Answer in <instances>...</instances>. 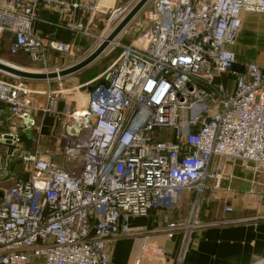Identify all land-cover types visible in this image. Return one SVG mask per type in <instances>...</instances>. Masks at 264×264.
Masks as SVG:
<instances>
[{
    "label": "built area",
    "instance_id": "built-area-1",
    "mask_svg": "<svg viewBox=\"0 0 264 264\" xmlns=\"http://www.w3.org/2000/svg\"><path fill=\"white\" fill-rule=\"evenodd\" d=\"M148 4L141 44L110 46L109 53H120L100 74L66 89L58 78L57 90L44 93V113L66 107L58 137L78 171L21 152V135L5 134L12 151L0 165V264H111L112 241L158 233L169 241L183 237L181 262L193 233L260 219L210 222L199 212L209 181L217 188L226 162H252L264 171V68L251 63L238 72L232 49L244 13L264 14V0ZM41 9L60 14L57 27L85 37L93 36L100 10L97 0H0V40L11 35L10 53L35 64L71 49L38 34ZM128 13V6L111 11L107 26ZM31 93L22 82L0 78V102L24 125ZM76 119L90 126L69 138L65 128ZM13 159L27 179L3 177ZM183 192L196 196L187 218L148 232L130 226L132 218L173 207Z\"/></svg>",
    "mask_w": 264,
    "mask_h": 264
},
{
    "label": "crops",
    "instance_id": "crops-1",
    "mask_svg": "<svg viewBox=\"0 0 264 264\" xmlns=\"http://www.w3.org/2000/svg\"><path fill=\"white\" fill-rule=\"evenodd\" d=\"M97 1L98 9L100 10L96 16L95 25L92 27V37H85L71 31L62 30L57 27L60 21V14L45 9H41L39 12L40 21L35 26L36 31L46 40L47 44L53 42L56 46H61L62 48L70 46L72 50H87L89 47H92L90 42H92L93 38H96V32L102 26L105 28L107 25V18L111 11L128 6L130 12L139 2V0ZM148 27L133 28V31L128 36V43L134 41L135 45L141 44L137 40ZM8 39L9 49L14 40L11 35H4L0 41L3 42V40ZM232 49L237 56L235 69L238 72L244 74L246 66L251 63L259 64L264 68V14L244 13L243 24L236 44ZM8 52L10 51L8 50ZM66 55H68L66 51H51L47 54L46 62L43 64L46 65L52 59L53 61H61L66 64ZM26 57L28 63L41 65L34 64L29 56L26 55ZM30 68L32 67L30 66ZM27 71L35 72L29 69ZM66 81L69 83L68 80H64L65 89L66 85L67 87H71ZM31 83L33 82H30L28 86L24 85L32 92L29 97L32 103L31 107H29V112L31 118L34 120V126L30 130V135L26 134V126L22 124V120L15 118L9 110V106L0 102V139L5 134L11 132H19L23 140L24 137L32 139L36 134L45 138L56 139L55 137H57L59 139L60 124H58V120L60 117H63L66 107H64L63 102L60 103L57 115L43 112L48 104V97L44 93L50 90H57L56 80H46V86H42L40 89L38 87L35 89ZM41 115L43 119L39 122L36 119ZM32 130H36V132ZM61 141H59V147L55 146L57 156L51 157V159L53 158L52 160L55 163L65 168L63 166L65 158L63 143ZM7 146L5 147L6 149ZM21 152L32 154L25 152L22 148ZM4 159V154L0 152V165L2 166L7 160ZM16 161L17 159H13L8 162L6 168L8 170V177L27 179L28 176L23 177L24 172L22 171L20 162ZM217 163L218 161L216 160L214 169L217 167ZM215 184L214 180L209 181L210 189L202 196L199 212L202 220L220 222L241 220L243 218L260 219L246 224L213 227L193 233L181 262L179 261V256L183 237L180 234L170 241L161 233L149 236L142 234L135 238L112 241L108 248L112 256L111 264H264V171H259L252 162H226L218 186L213 190L212 187ZM6 185H10V183L8 182ZM194 196L193 192L191 195L183 194L173 207L151 211L148 217L132 218L130 226L134 229L148 232L161 228L168 221L187 218L190 211H192ZM226 208H231L232 211L229 212Z\"/></svg>",
    "mask_w": 264,
    "mask_h": 264
},
{
    "label": "rangeland",
    "instance_id": "rangeland-1",
    "mask_svg": "<svg viewBox=\"0 0 264 264\" xmlns=\"http://www.w3.org/2000/svg\"><path fill=\"white\" fill-rule=\"evenodd\" d=\"M150 9H151V4H148L146 6L145 11H150ZM143 10L126 27V29L117 37L114 44H112L111 46L114 47L119 42L127 44L129 42L128 36L133 31V28L134 29L135 28H141L142 26L145 28L148 27V22L145 18ZM121 20H122V18L120 17L118 20L112 22L109 26H107L106 24H105L106 25L105 28L102 26L101 29H99L96 32V36H95L96 38H93L91 40L92 41V42H90V44L92 45L91 48L89 47L87 50L86 49L85 50L84 49H78V50L70 49L69 51H66V53L69 55V56L66 55V64L64 62H61V61H53V59H52V61L48 62L46 65H44L43 63H39L41 65H32V63L30 64L27 62L28 59H27L25 54H18L15 56V55L11 54L10 52H8V50H9L8 49L9 39L3 40V42L0 41V60L6 61V62L11 63L13 65H16L18 67H22L23 69H26V70L29 69V70H32L35 72H37V71L40 73L59 72L63 69H67L70 66L75 65V64L81 62L82 60L86 59V57H88L91 53H93L97 49V47L101 43H103L102 39L104 40V38H107L109 36V34L112 32V30L115 27H117V25L121 22ZM136 35H138V34H136ZM131 39H133V37H131ZM119 53H120V49H116V50H114V52H111V53H109V49H108L97 60H95L91 65H89L85 69L81 70L80 72H78L76 74L68 75V76L64 77V79L60 78L61 82L64 84V80H68L69 83L67 81L66 82L71 87H73V85H76V86L80 85L83 82H85L86 80H90V79L94 78L95 76H97L98 74H100L113 60H115V58L119 55ZM30 66L32 68H30ZM87 72H88V74H86V76H85L84 74ZM83 76H84V78H83ZM0 78L6 79V80H12V81H16V82H22L26 86H28L30 84V82H33L31 84H32V86L35 87V89L37 87L40 89L42 86H46V80L27 81V80L12 79V78L6 76L5 74H3L1 72H0ZM69 78H72V79H69ZM35 82H38V83H35ZM55 84H56V86L58 85V83H55ZM227 85H229V82L227 83ZM31 94L29 95V97L31 96ZM31 104L32 103H30L29 106H31ZM42 119H43V116L41 115L36 120L40 122ZM61 120H62V118L60 117L58 120L59 122L57 121L58 124H60ZM163 129H165V128H163ZM32 131L36 132V130H32ZM11 133H16L18 135H21L19 132H11ZM20 137H22V136H20ZM55 138L56 139L45 138L44 136L41 137L38 134L34 135L32 139H28V137H24V140L21 143V145H22L21 148L27 153L37 154L38 156H40L43 159L52 160L53 158L51 159V157L57 156V154H56L57 150H56L55 146L59 147V145H60V142H59L60 140L57 137H55ZM64 160H63V162H64L63 166H65V168L71 169L74 172L78 171V168H76L74 166V164L75 165L78 164V160H71L70 162L66 158H64ZM16 162H18V161H16ZM57 165L62 167V165H59V164H57ZM27 176H28V174H27V172H25L23 174V177H27ZM183 194H186V195L190 194L191 195L192 192H183L181 195H183ZM195 198H196V196H194V199Z\"/></svg>",
    "mask_w": 264,
    "mask_h": 264
},
{
    "label": "water",
    "instance_id": "water-1",
    "mask_svg": "<svg viewBox=\"0 0 264 264\" xmlns=\"http://www.w3.org/2000/svg\"><path fill=\"white\" fill-rule=\"evenodd\" d=\"M150 1L151 0H139V2L130 10V12L121 20V22L117 25V27H115L112 30L109 36L103 40V43H101L93 53H91L88 57H86V59L82 60L81 62L67 69H63L59 72H53V73L30 72L0 60V72L12 79L27 80V81L54 80V79L56 80L58 78H64L68 75L76 74L81 70L85 69L86 67H88L89 65H91L103 53H105L108 50V48L112 44H114L117 37L126 29V27L136 18V16L145 8V6ZM24 122L26 123L25 132L29 136L30 130L34 126V120L31 118V116L26 115L24 117ZM89 126L90 123L88 120L76 119L74 125H69L65 128V134L69 138H75L79 135L81 130L88 128ZM11 143H12L11 137L8 135H4L0 139V152L4 154V158H5L4 160H6V157L8 156L7 154L11 153L12 151L9 150L7 153V149L5 147L7 145L8 146L11 145ZM6 177H8V170L4 171V178ZM1 196H2V192H0V198Z\"/></svg>",
    "mask_w": 264,
    "mask_h": 264
},
{
    "label": "bare ground",
    "instance_id": "bare-ground-1",
    "mask_svg": "<svg viewBox=\"0 0 264 264\" xmlns=\"http://www.w3.org/2000/svg\"><path fill=\"white\" fill-rule=\"evenodd\" d=\"M104 39H106V38H104ZM102 42H103V39H102ZM4 62H6V61H4ZM6 63H8V62H6ZM11 64V63H10ZM13 65V64H12ZM15 66V65H14ZM77 116H80V112H78L77 113Z\"/></svg>",
    "mask_w": 264,
    "mask_h": 264
},
{
    "label": "trees",
    "instance_id": "trees-1",
    "mask_svg": "<svg viewBox=\"0 0 264 264\" xmlns=\"http://www.w3.org/2000/svg\"><path fill=\"white\" fill-rule=\"evenodd\" d=\"M86 74H88V72H87V73H85L84 75L86 76ZM83 78H84V76H83Z\"/></svg>",
    "mask_w": 264,
    "mask_h": 264
}]
</instances>
